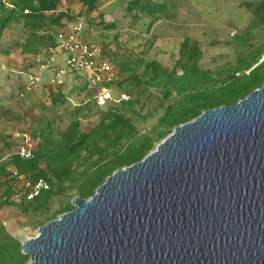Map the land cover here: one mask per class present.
I'll list each match as a JSON object with an SVG mask.
<instances>
[{
	"label": "trees",
	"instance_id": "1",
	"mask_svg": "<svg viewBox=\"0 0 264 264\" xmlns=\"http://www.w3.org/2000/svg\"><path fill=\"white\" fill-rule=\"evenodd\" d=\"M70 2L0 0V54L8 55L14 49L24 60L55 47L58 34L66 24L79 19L85 27L88 23L90 27L96 24L107 30L115 28L113 23H105L102 14L96 23L90 19L98 9L96 0H82L83 7L77 13L71 11ZM186 2H126L128 15L134 21L144 22L145 30L141 34L146 37L139 34L138 38L143 41L128 47L117 35L115 52L103 46L116 69L117 79L112 84L115 93L124 94L126 100L110 101L101 108L93 100L95 88L85 90L74 81L69 89L66 82L63 85L41 83L43 97L38 101L42 100V105L36 112L27 107V114L22 105L34 91L26 92V83L19 78L17 93H10L0 102V119L8 121L12 115L18 124H25L15 130L29 132L37 143L31 157L22 159L16 152L19 141L13 140L12 135L7 142L4 140L0 149V210L12 208L38 229L72 211L73 199L92 197L114 172L140 162L174 127L191 122L205 110L235 105L264 85V45L257 48L251 41L253 31L264 27V0L245 1L240 5L252 18L242 38L234 41L236 47H243L235 65L227 64L221 71L201 69L200 45L188 37L181 42L177 59L170 66L148 57L156 39L151 34L156 23L172 22L176 23L175 27H181L191 16L187 12L192 9ZM14 34L17 40L7 45L6 41ZM21 76L24 75H18ZM6 101L8 107H3ZM93 116L97 122L84 130L83 121ZM39 180L45 182L47 189L27 200L29 189L24 183L34 184ZM28 261L29 257L22 253V243L0 223V264H27Z\"/></svg>",
	"mask_w": 264,
	"mask_h": 264
},
{
	"label": "water",
	"instance_id": "2",
	"mask_svg": "<svg viewBox=\"0 0 264 264\" xmlns=\"http://www.w3.org/2000/svg\"><path fill=\"white\" fill-rule=\"evenodd\" d=\"M71 204L22 243L28 264H264V85Z\"/></svg>",
	"mask_w": 264,
	"mask_h": 264
},
{
	"label": "rangeland",
	"instance_id": "3",
	"mask_svg": "<svg viewBox=\"0 0 264 264\" xmlns=\"http://www.w3.org/2000/svg\"><path fill=\"white\" fill-rule=\"evenodd\" d=\"M129 0H96L98 4L97 12L91 15L93 22H98V15H103L106 24L113 23L115 28L107 30L100 25L89 26L86 24L82 32L81 38L91 45L103 48L107 46L108 50L116 51L114 39L119 35V41L127 42L128 47L136 46L137 43L143 41L138 35L145 30L143 21H134L133 18L125 11L126 2ZM180 1V0H179ZM187 5L192 9L188 11L187 20L183 22L181 27H175L174 23H156L152 35L155 36L153 49L149 52L148 57L158 60L164 66H170L177 59L181 42L185 37L195 40L199 43L203 57L200 61V68L203 70L221 71L227 64L235 65L236 60L242 56L243 47H236L234 41L241 39L243 32L249 25L252 18L251 14L241 7V3L251 0H186ZM258 1V0H255ZM69 7L73 13H77L82 9V0H71ZM194 8V11H193ZM146 19H144L145 21ZM179 25V24H178ZM252 42L255 47L260 48L264 45V27L258 28L252 33ZM149 35V34H148ZM141 36L146 37L145 34ZM236 36V39L233 37ZM9 41L17 40L14 34ZM5 43V42H4ZM10 47H8L9 49ZM11 50L8 55L0 54V102L9 96L10 93H17L19 78L27 83L28 76L23 68V58L17 52ZM263 59V58H262ZM112 63V62H111ZM113 65V64H112ZM24 75L18 77V75ZM27 76V78L25 77ZM67 88L72 86L73 77L65 76ZM23 83V84H24ZM78 87L84 88V81L76 82ZM112 91L115 90L114 85H110ZM34 92L25 98L22 109L27 113V107L33 112L40 109V97H43V90L38 86L34 88ZM43 99V98H42ZM74 100L73 96L71 97ZM8 101L3 103V107H8ZM28 114V113H27ZM22 122H25L24 120ZM28 122V121H27ZM25 122V123H27ZM97 122V117L93 116L83 121L82 128L85 130L88 126H93ZM20 126V127H19ZM25 124H18L12 115L9 120L0 119V149L3 147L4 140L7 142L8 136L17 132L16 128H23ZM30 134L27 131H21ZM18 140V139H16ZM19 141V140H18ZM37 140L31 143L35 147ZM156 147V146H155ZM155 149V148H154ZM30 221L18 214L12 208H3L0 210V223L5 227L7 232L17 238L21 243L36 237L37 229L30 226ZM29 263V261H28ZM27 263V264H28Z\"/></svg>",
	"mask_w": 264,
	"mask_h": 264
},
{
	"label": "built area",
	"instance_id": "4",
	"mask_svg": "<svg viewBox=\"0 0 264 264\" xmlns=\"http://www.w3.org/2000/svg\"><path fill=\"white\" fill-rule=\"evenodd\" d=\"M84 29L82 19L66 24L63 32L58 34L55 47L23 60L25 73L32 71L31 74H27L28 80L24 87L26 92L34 90L41 83L63 85L64 77L69 75L73 77L74 82L84 81L85 90L95 88L93 100L98 107L103 108L110 101L127 99L124 94L117 96L115 90L110 89V85L117 79L116 69L105 55L103 48L91 45L81 38ZM13 137L20 143L16 149L17 154L22 159H29L35 148L31 146L35 138L21 131L14 133ZM24 186L29 189L26 194L27 200H31L41 190L47 189V185L42 180L34 184L25 182Z\"/></svg>",
	"mask_w": 264,
	"mask_h": 264
}]
</instances>
